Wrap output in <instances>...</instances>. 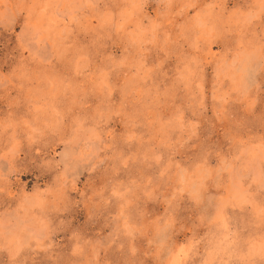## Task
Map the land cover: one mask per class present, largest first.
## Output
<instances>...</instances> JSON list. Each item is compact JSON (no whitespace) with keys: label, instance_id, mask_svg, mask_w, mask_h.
Returning a JSON list of instances; mask_svg holds the SVG:
<instances>
[{"label":"rangeland","instance_id":"obj_1","mask_svg":"<svg viewBox=\"0 0 264 264\" xmlns=\"http://www.w3.org/2000/svg\"><path fill=\"white\" fill-rule=\"evenodd\" d=\"M0 264H264V0H0Z\"/></svg>","mask_w":264,"mask_h":264}]
</instances>
